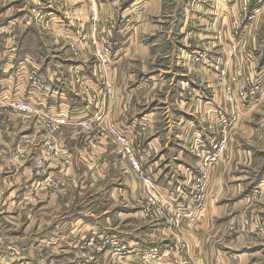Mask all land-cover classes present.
<instances>
[{
  "label": "crops",
  "instance_id": "obj_1",
  "mask_svg": "<svg viewBox=\"0 0 264 264\" xmlns=\"http://www.w3.org/2000/svg\"><path fill=\"white\" fill-rule=\"evenodd\" d=\"M25 1L28 5H23ZM30 1L33 0H0V106L7 103L6 98L9 101L20 99L43 108L41 113L65 114L70 125L65 127L66 132L59 141L52 143L50 137L45 143L60 153L57 159L51 160L48 175L32 179L28 165L23 168L14 163V166L4 164L8 175L5 178H19V172L24 176L30 173L31 179L18 199L30 197L31 203L47 202V208L37 210L40 213L37 217H57L55 211L51 216L48 209L61 202L72 210L61 213L64 217L58 225L48 229V233L36 235L33 240L36 246L24 248L0 235V264H41L36 255L43 257L46 251L48 257L55 253L68 259L76 257L77 252H85L89 260H97L92 263L86 259L84 264H117L133 260L148 264H178L184 259L192 264H264V232H256L255 224L251 225L257 221L264 229V198L259 205L247 210L250 206L247 195L257 188L264 192V131L261 128L264 96L257 106L251 104L237 115L238 131L232 134L219 159L206 164L205 169L202 160L188 148L191 143L201 140L204 150L210 151L211 142L220 139L218 123L225 128L224 114L227 115L230 109L220 101V87L214 82L217 79L215 71L220 76L225 70V80L231 83L235 63L242 58V51L252 49L257 58L255 76L264 78V37L259 40L260 32L255 31L260 21L254 18L245 25L243 20L237 50L231 52L229 9L225 13L222 10L219 33L224 49L210 48L207 54L211 64L199 66L206 72L208 79L205 82L211 83V87L195 80L190 71L193 78L188 87L194 93L196 104L206 111L201 115L192 110L194 99L187 102L182 92L185 91L184 83L181 87L167 88L171 79L176 80L179 77L176 75L185 72H175L172 76L173 71L168 70L169 74H164L162 66L168 57L158 56L155 50L159 31L164 27V22L159 20L162 13L153 14L157 12L154 9L159 0H146L136 10V2H122L121 13L130 17L138 28L129 34L121 30V25V29L112 25L115 22L112 19L115 14L110 11L112 0H64L74 1V5H67L68 9L62 13L51 6L47 8L48 0H40L45 6ZM251 7L250 13L254 3ZM116 16L120 21V13ZM154 21L159 24H153ZM39 24H45L65 39L86 45L92 59H99L111 48L112 64L102 69L99 63L87 66L88 60L76 61L70 62L64 72L54 64L56 54L41 34V37L34 35L32 43L36 47L41 45L42 54L39 57L21 55L20 48L27 33L31 29L37 32ZM183 25L180 20L176 21V33L172 35L176 45H182L179 44L181 34L177 31L180 28L183 33ZM216 26L218 30V22ZM209 38L214 41L212 35ZM198 49L192 47L190 53L197 54ZM175 58L172 66L178 68V56ZM35 63L41 68L42 79L56 95L59 94L58 98L42 102L30 88L25 70ZM215 64L225 66L227 70L218 69L220 66L216 69ZM245 66L243 69L247 70ZM181 76L179 79L183 80ZM102 84L112 90L106 98L104 112L95 108L91 97L82 95L85 85L98 87L103 93ZM211 88L218 89L214 97L209 92ZM165 90L167 93L164 94ZM85 122L90 123V135H85L79 126ZM110 126L128 139H137L136 135L142 133L143 149L148 155L140 149L137 157L143 154L147 158L142 168L153 181L151 193L133 169L130 159L115 143V137L109 132ZM41 127L44 129L42 123ZM47 148L31 150L28 159H21L31 163L36 156L49 154ZM64 150L69 151L66 165V158L61 154ZM49 175L57 177L56 188H48ZM197 177L205 180L204 206L194 217H188ZM20 178L16 181L21 187L27 180ZM58 188H62L59 195L47 198V192ZM44 194L46 197L42 200ZM151 196L154 204H151ZM6 209L3 208L4 218L18 219L20 216L17 209ZM41 229L42 226H38V230ZM101 246H104L102 252L99 251ZM165 251H170V255L159 261L151 262L146 258L150 252Z\"/></svg>",
  "mask_w": 264,
  "mask_h": 264
},
{
  "label": "rangeland",
  "instance_id": "obj_2",
  "mask_svg": "<svg viewBox=\"0 0 264 264\" xmlns=\"http://www.w3.org/2000/svg\"><path fill=\"white\" fill-rule=\"evenodd\" d=\"M111 1V0H109ZM113 5H111L110 11L113 12L114 17L112 19L115 20V22H112L113 26L116 25V29L119 27L122 31H126L127 34L129 32L131 33L132 30L136 29L137 26L134 25L133 21H131L130 17L124 16L120 11V6L122 5V2L125 0H112ZM136 2L135 4V10L139 9L140 6H143L146 0H128V2ZM256 4L258 6L255 5ZM30 3L37 4L38 6H45V2L38 0V2H35V0L30 1ZM48 7L51 6L55 10H60L61 13L65 12L68 7L67 5L73 4L74 1H71L69 3L68 1L64 0H48ZM115 3V4H114ZM253 11L250 13L252 7L250 8V5L253 6ZM23 5H28V3L25 1ZM28 6H26V10H28ZM226 9H229V15H230V36H231V52H234L237 50V41L239 37V31H241L243 28L241 27L243 20H245V25L248 24L251 20L256 18L258 20V26L255 29V31H259V40L261 37H264V0H159L157 4V9H154L153 14H159L162 13V16L159 20H162L164 22V27L160 32V37L158 39V43L156 45V51L159 53L158 56L160 57H168L162 66V69L165 70L164 74H169L166 71L170 70L173 71L172 76L177 73L185 72V74H179L176 76H181L183 80H180L179 77H177L176 80L171 79V82L167 88H172L173 86H179L181 87V83H184L185 91H182L183 94H185V97L187 99V102H191L194 99L195 107L193 112L205 115L206 111L205 109H200L199 106L196 104V100L194 98V93L191 91L189 86L190 78H193L195 80H198L200 82H203L207 86V84L210 86L211 83L205 82L207 78L206 72L199 68L202 64H211L209 62V57L207 54V51L209 52V49L213 46L217 47V50H222L223 48V42H222V35L219 33L220 29V19H221V12L225 13L227 12ZM120 13V21L118 20V17L116 14ZM129 14V13H128ZM34 15H37L34 11ZM218 15H220L218 17ZM97 17V14L95 15V18ZM180 20L181 24L183 25V33H181L180 28H178L177 32H180L181 34V41L179 44L182 45H176L173 43L172 35H174L176 32V21ZM218 22V30L217 24ZM153 24H159V22L154 21ZM121 25V28H120ZM110 26V24L108 25ZM136 27V28H135ZM175 27V30H174ZM42 36V39H45L44 41L47 43L48 46L51 47V50L53 54L55 55V61L54 64L57 66H60V69L62 71H66L67 65L70 64V62H82L88 60L89 64L87 66H95L96 64L101 65L102 69L105 67H109L112 63L113 57L110 61H108L105 65L102 63V60L96 59V57H93L92 54L88 51L86 45L82 43H76L75 41L71 40L70 38L65 39L63 35L56 31H52L51 28L47 27L45 24H39V27H37V35ZM203 35V36H202ZM210 35L213 36L214 41L207 39ZM40 36V37H41ZM46 37V38H45ZM187 38L186 42L183 40ZM250 38H252V34L250 35ZM167 39L169 41H167ZM219 42L218 45L214 44ZM192 47L199 48L197 54L190 53V50ZM206 50V51H205ZM205 51V52H202ZM95 52H97L95 50ZM93 51V53H95ZM157 53L154 55L156 56ZM210 53V52H209ZM97 56V54H95ZM94 55V56H95ZM242 58L240 61L235 63L234 67V76L231 78V83H227L226 78V71L223 70L220 72L215 71L216 81L215 84L219 86L220 96L222 99H220L222 104H225L228 106L230 111H228L227 115L224 114V127L221 128V123H218V126L220 128V138L223 139V136L228 139L227 145L231 141V136L233 133H236L238 131V127L236 126L238 124L237 115L241 114V112L244 109H247L249 105H256L261 102L262 97L264 96V78L259 76H255V70H256V54L255 50L250 51H242ZM178 56L179 65L178 68H175V66H172V61L176 59L175 57ZM165 60V59H163ZM243 61V62H242ZM95 64H92L94 63ZM245 62V63H244ZM245 64L247 66H245ZM100 66V71L101 70ZM217 65L215 64L214 67L217 69ZM247 67V70H244L243 67ZM226 69L225 66L218 67V69ZM194 73V76L192 77V74ZM104 72V71H103ZM204 72V73H203ZM190 74V75H189ZM106 82V81H105ZM179 82V84H178ZM187 82V83H185ZM207 86L208 88H210ZM103 93L102 97L104 100V107L106 106V98L111 95V91H109V88L107 86L102 87ZM187 90V92H186ZM218 89H210L209 92L213 95L217 93ZM95 92V89L93 85L88 86L85 85L82 89V95L87 97L93 96V93ZM167 93L166 90L164 94ZM59 95V94H58ZM55 93L53 94L52 98H58L59 96ZM53 99V100H54ZM190 99V100H188ZM7 103H9L8 98H6ZM53 104V102H51ZM95 104V102H94ZM54 105V104H53ZM193 106V104H192ZM202 110V111H201ZM104 112V110L102 111ZM208 113L207 115H209ZM9 115H11L9 117ZM257 118V117H256ZM260 122V119L257 120V123ZM256 123V124H257ZM228 125V128H227ZM261 125H263L262 130L264 131V123L262 122ZM259 124V126H261ZM44 126V124H42ZM236 126V127H235ZM234 127V129H232ZM45 129V130H44ZM44 129L41 127V123H39L38 117H34L33 115H26L22 114L18 111H16L14 108L9 106H0V235L5 236L7 241L11 240L16 245H20L21 247L27 248V247H33L32 245L36 246L34 244L33 240L36 235H44L48 233V229H51L52 226L58 225L61 221V217H64L63 213H68L69 210H72L71 207H66L63 202L61 204H52L50 205L49 212H51V216L53 214V211H55V215L57 217L55 218H47L46 217H37V210L41 207V210H44L47 205V202L45 203H31L30 197H28V200L25 199H18L19 193L25 190V186L29 183L28 180L31 179L30 173H27V176H24L21 172H19V178L23 180H27L26 183H23L20 187L19 183L16 181L19 179L18 177H11V178H5L8 177L6 175V166H14V163H18L19 167L26 168V165H28V168L31 169L32 172V179L40 178V175H48L51 171V168L45 167L43 170H46L44 172L39 171L36 167L38 162L44 161L43 156L35 157L34 160L31 163H27L25 160L21 159L22 157L27 158L29 156V153L31 150L33 152L35 149L41 148L42 150L46 147L47 150H52L53 147L45 145L46 142H49L50 137H52L51 142L56 143L61 139L63 136L65 128L62 130V132H52L44 126ZM225 129V130H224ZM228 129V130H226ZM45 132H43V131ZM48 130L50 133H48ZM224 130V131H223ZM52 132V133H51ZM66 132V131H65ZM64 132V133H65ZM85 135H90L91 131H87L83 128L82 131ZM225 132V133H224ZM222 133V134H221ZM44 135V137H43ZM64 135V134H63ZM62 136V137H61ZM60 137V138H59ZM59 138V139H58ZM263 141V140H262ZM218 142V141H217ZM117 146H120L117 141H115ZM201 140L191 143L188 148L189 150H192V146L199 145V148L202 146ZM121 148V146H120ZM262 148L264 149V141ZM49 150V151H50ZM203 151L202 154L198 157L203 164L202 167L205 169V165L209 163H213L215 161H212L211 157L210 160L206 159L211 153H208V149ZM211 150V149H210ZM121 151L123 153V150L121 148ZM56 150L53 149V154H55ZM225 152V151H224ZM44 153V152H43ZM124 154V153H123ZM42 155V153H41ZM217 159H219L220 154H217ZM28 159V158H27ZM44 159V160H43ZM74 159V158H73ZM17 161V162H16ZM5 162V163H4ZM29 162V161H28ZM27 163V164H26ZM4 164L6 166H4ZM48 164V163H47ZM17 165V167H18ZM54 167V166H52ZM37 170V171H36ZM37 176V177H36ZM26 178V179H25ZM28 178V179H27ZM4 179V180H2ZM46 182V179L42 182ZM47 188V185H44ZM49 188V187H48ZM197 192H200L199 194L202 195L203 200L206 196L205 191V180L203 179L201 183L194 184L193 187ZM50 189V188H49ZM46 190V189H45ZM62 191V188L54 189L52 191L47 192L48 197H51L52 195H59V193ZM251 193L249 194V196ZM264 192H262V189L260 192H257L254 198H252L250 201L248 200L247 195V201L250 205L247 207V210L253 207L254 205L258 204L263 200ZM42 200H45L46 195L44 194L42 196ZM46 198V199H47ZM21 201V203H18ZM25 201V202H24ZM12 208L17 209L20 213V216H18V219L14 218H4L3 216L5 213H3V208L7 210L6 208ZM44 208V209H43ZM40 210V211H41ZM39 211V212H40ZM43 214V213H42ZM246 221V220H244ZM255 224V225H253ZM42 226V229L39 231L38 226ZM254 226V230L256 232H259L263 230V225L259 224L257 221H253L251 224ZM20 234V235H19ZM24 234V235H22ZM20 236V237H18ZM23 236V237H22ZM40 252H36V254H39ZM48 251L43 252V257L41 255H36L37 260L41 264H84L83 260H89L88 255L85 252H77L76 257L73 256L72 259L64 258L62 257V254H52L51 257H48ZM52 258V259H51ZM80 258V259H78ZM54 260V263H51ZM73 260V261H72ZM89 261L92 263H95V258H91ZM71 262V263H70ZM134 262V263H133ZM123 261L117 264H148L143 261ZM152 262V261H151ZM180 262V261H178ZM190 262V261H189ZM191 263V262H190ZM36 264V263H34ZM153 264V263H152Z\"/></svg>",
  "mask_w": 264,
  "mask_h": 264
},
{
  "label": "built area",
  "instance_id": "obj_3",
  "mask_svg": "<svg viewBox=\"0 0 264 264\" xmlns=\"http://www.w3.org/2000/svg\"><path fill=\"white\" fill-rule=\"evenodd\" d=\"M110 50H107L106 53L107 54H103L101 56H99V59L102 60V63H104V65L110 61V56L112 55V49L109 48ZM109 54V55H108ZM40 66L39 64L35 63L33 65V67L29 68L28 70H25L26 74H27V78H28V83L30 88L36 92L39 96V99L42 102H47L50 101L51 98L53 97V94L56 93L54 92V90H51V88L49 87V84H47V82L42 79L41 74H40ZM97 86L100 87V84H97ZM103 86H107L106 84H102ZM108 87V86H107ZM102 92H100V88L98 89V87H96L95 92L93 93L92 96V101L93 104L95 106L96 109L98 110H103L104 109V100L102 97V94H100ZM58 95V94H57ZM1 106H9L14 108L16 111L20 112V113H24L26 115H30V116H37L39 119V122L44 124V126H46L47 128H49V130H51L52 132H62V130L70 125V121L68 119L67 116H63V115H58L55 114L53 112L49 113V112H45V113H41V111H44L43 108H39L36 107L32 104H29L27 101H22L20 99H13L10 100L9 103H1ZM80 126H82L85 130L87 131H91L90 128V123L89 122H85V123H81L79 124ZM109 132L111 133V135H113L115 137V140L118 142V144L121 146L124 155H126L130 161H131V165L133 167V169L135 170V172L137 174H139L140 178L145 182V187L146 189L151 193V190L153 188V181L147 176V174L145 173V171L142 168V163L147 161V158L145 156H143V154L148 155V152L146 150L143 149V143L141 141L142 138V133H138L136 135L137 139H128L125 136L121 135L119 132H117L116 128H114L113 126L109 127ZM227 145V138H225V136H223V139H220V141L218 142V145L215 146L213 149H211L208 153H211L206 159H209L211 157L212 161H216L215 159L217 158V154H221ZM143 150V154L142 156H140L139 158L137 157V150ZM199 145L196 146H192V152L194 154H196V152L198 151ZM50 150V149H49ZM69 151L68 150H64L61 152L62 155L65 156L66 160H65V165L69 163ZM60 155V153L55 152V154H53V149L49 151V154H47L44 157V161L38 162L36 167L39 171H42L44 173H46V170H43L45 167H49V164L51 162L52 159L54 158H58L57 156ZM48 163V164H47ZM37 171V170H36ZM204 178L203 177H197L195 179L194 184H198L201 183L202 180ZM57 177L56 176H50L47 177V181L50 188H56V186L58 185V182L56 181ZM261 189H255L253 191H251V195L249 196L248 194V200L250 201L252 198L255 197V195L257 194V192H260ZM200 192H197V194L195 193V195L193 196V201H192V207L191 209H189L188 211V217H194L196 215L197 210L202 209L204 206V200L202 198V195L199 194ZM155 201L153 200L152 196H151V204H154ZM104 250V246H101L99 248V251H103ZM122 252V251H121ZM170 255V251H165L163 253H159V252H150L147 255V259L149 261H159L161 260L163 257H167ZM178 264H192L190 263L188 260H181L180 262H178Z\"/></svg>",
  "mask_w": 264,
  "mask_h": 264
},
{
  "label": "trees",
  "instance_id": "obj_4",
  "mask_svg": "<svg viewBox=\"0 0 264 264\" xmlns=\"http://www.w3.org/2000/svg\"><path fill=\"white\" fill-rule=\"evenodd\" d=\"M37 32L35 29H31L28 33H27V36H26V39L25 41L23 42L21 48H20V54L21 55H32L34 57H39L42 52H43V49L41 47V45H37L34 46L33 43H32V37L34 35H36ZM115 50V49H114ZM264 176V170L262 172V177Z\"/></svg>",
  "mask_w": 264,
  "mask_h": 264
},
{
  "label": "bare ground",
  "instance_id": "obj_5",
  "mask_svg": "<svg viewBox=\"0 0 264 264\" xmlns=\"http://www.w3.org/2000/svg\"><path fill=\"white\" fill-rule=\"evenodd\" d=\"M255 5L258 6V5L256 4V1H255ZM107 50H109V49H107ZM107 50H106V51H107ZM47 102H49V101H47ZM22 114H24V113H22ZM55 114L65 116V114H63V113H56V112H55ZM79 126H80V125H79ZM81 127H82V126H81ZM82 128H83V127H82ZM220 139H221V138H220ZM220 139L218 140V142L220 141ZM227 141H228V139H227ZM218 142L215 141V140L212 141V142H211L210 149H213L215 146H217V145H218ZM226 147H227V145H226ZM202 149H203V146H201L200 149H198V151L196 152L195 156H196L197 158L202 154V152H204ZM225 149H226V148H225ZM224 151H225V150H224ZM224 151H223V152H224ZM223 152H222V153H223ZM222 153H221V154H222Z\"/></svg>",
  "mask_w": 264,
  "mask_h": 264
}]
</instances>
